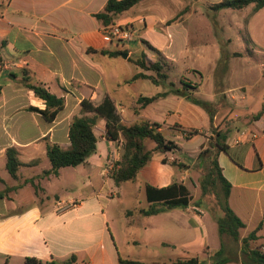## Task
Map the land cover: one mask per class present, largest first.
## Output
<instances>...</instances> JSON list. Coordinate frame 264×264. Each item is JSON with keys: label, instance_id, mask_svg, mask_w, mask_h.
Returning <instances> with one entry per match:
<instances>
[{"label": "crops", "instance_id": "crops-1", "mask_svg": "<svg viewBox=\"0 0 264 264\" xmlns=\"http://www.w3.org/2000/svg\"><path fill=\"white\" fill-rule=\"evenodd\" d=\"M107 1L0 0V195L4 194L0 199V264H24L27 258L65 264L72 257L74 260L70 264H119L120 257L139 260L145 264H183L181 261L187 259L169 255L167 249L176 248L179 242L184 241V228L194 230L197 224L205 227L208 212L216 224V217L223 215L215 216L209 208L208 199L200 195L196 199L192 198L186 209L176 208L153 216H143L140 211L148 209L152 204L147 199V185L163 188L178 182L189 188L185 171L172 163H163L158 156H154L135 180L116 185L105 165L117 142L107 140L106 127L105 135L101 134V137L95 132L98 139L97 151L86 163L72 167L77 168L79 171L76 172L80 175V180L74 187L76 196H61L48 191V183L55 177L61 178L64 168L59 170L58 176L44 175L45 171L51 169V163L46 158L47 146L59 144L68 148L70 124L75 116H80L77 114L70 117L68 112L62 116V111L68 108L69 103L78 102L80 105L84 99H88L99 105L109 97L120 114L119 104L129 100L136 104L140 97L138 86L141 80L132 83L128 81L135 74L144 71L123 55L110 57L101 54L102 50L122 49L111 41L101 23L93 16L103 11ZM45 3L53 7L54 14L49 19L40 9ZM138 6L139 4L131 10ZM63 8L68 11L61 13L59 10ZM117 21L120 24L145 22L140 26V37L148 42L157 23L154 16L141 19L125 17ZM20 42L24 47H18ZM141 43L144 44L142 40ZM132 52L136 53L134 50ZM109 59L118 61L125 68L132 64L136 69L131 76L121 80L116 66L110 65ZM107 65L111 67L108 72ZM23 70L28 72L26 77L32 83L41 82L51 92L65 98V108L55 121H41L35 113L25 111L30 106L44 109L45 104L35 97L33 91L26 88L25 92ZM18 72L22 73L21 77ZM231 74L233 75L232 69ZM4 75L8 77L4 78L3 83L1 81ZM237 78L239 81L227 89V102L240 106V113L232 117L238 121L242 117L243 122L237 123L235 120L234 129L227 131L228 150L216 151L215 155L223 175L232 185L229 204L246 225L241 232H251L263 221L258 235L259 240H264V235L261 234L264 231V68L255 80L242 76V71H239ZM108 81L115 84L111 90L105 86ZM163 88L157 94L168 91ZM212 93L211 99L215 102L216 93ZM194 95L197 97L195 93ZM170 99L177 103L174 102L175 104L165 109V117L180 114L183 102L187 100L169 94L141 109L139 114L135 112V119L157 122L162 125V130L163 126L174 124L184 127L179 121H160L157 117L163 110L154 106ZM151 109L155 111L149 113ZM261 111L262 116L258 120L253 119ZM66 120L67 131L62 124ZM213 121V126L221 130L222 127L218 129V116L215 115ZM250 132L256 133L257 137L243 138V133ZM120 141L123 143V139ZM100 142L103 143L101 149ZM10 147L18 150L23 163L18 179H13L6 167V151ZM39 150L44 151L45 163L43 159H37L36 152ZM179 150L184 152L180 147ZM32 181L41 185L38 193ZM127 184L132 185L128 188ZM142 188L145 203L123 211L114 204L115 196L119 204H124L127 198L137 200ZM62 203L65 205L61 206ZM203 206L207 207L208 212ZM195 207L202 212L195 211ZM187 215H192V218L188 220ZM120 218L124 219L123 223ZM157 224L160 230L151 232ZM137 229H143L144 234H133ZM205 238V247L202 248L205 253L198 258L211 264L207 252L219 250L221 240L219 236V244L211 246L207 235ZM143 245L166 249L164 257L152 260L136 258L133 250ZM230 264L242 262L233 261Z\"/></svg>", "mask_w": 264, "mask_h": 264}, {"label": "rangeland", "instance_id": "rangeland-1", "mask_svg": "<svg viewBox=\"0 0 264 264\" xmlns=\"http://www.w3.org/2000/svg\"><path fill=\"white\" fill-rule=\"evenodd\" d=\"M219 1L145 0L134 10L122 15L127 19H141L146 18V16H154L157 23L154 28L155 32L153 31L152 36L149 37V43L163 51V57L167 59L165 60L164 71L170 76L168 82L175 83L176 87L179 88L184 87L183 83H188L193 87L190 88L191 92L195 93L201 100L211 104L210 111L214 112V116H218V123L220 124L218 129L222 127L221 130L223 132H229V130L234 129L233 125L236 121L238 123L243 122V120L242 117H239L241 118L239 121L232 117L234 114L238 115L240 113V106L227 102L229 92L227 89L239 81L237 78L239 71H242V76L248 77L249 80H255L264 68V9L257 12L255 6L250 5L242 10L223 9L217 12L212 7ZM52 8V5L49 3H45L40 7L47 19L54 14ZM59 11L62 13L68 10L63 8ZM122 15L116 19H124ZM117 22L116 24L124 27L135 25L134 27L137 30V35L133 41L124 42V44L122 42L119 43L126 45L122 47V51H127L128 59L129 57H139L143 51H146L148 57L154 61L160 58L150 51L146 45L141 43L143 38L140 37L142 33L140 26L141 24L143 26V22H138V24L137 21L135 24H120ZM141 44L143 48L140 51L139 47ZM18 47L22 48L24 44L20 42L18 43ZM132 49L136 53H140H133ZM108 61L110 65L116 66V71L121 80L131 76L132 72L136 69L132 64H128V68H125L118 61L116 62L110 59ZM110 69L111 67L107 65L106 71L108 72ZM231 69L233 70V75L231 74ZM147 73L156 76L153 72ZM18 75L21 77L22 73L18 72ZM5 77L8 76L4 75L1 82H5ZM12 80L15 79L13 78ZM105 86L111 90L115 84L108 81ZM24 88L26 92L27 87L25 85ZM163 90L164 88L162 86H158L149 80H141L138 86L140 96H153ZM212 91L216 93L215 102L211 99ZM174 102L176 101H172V99L162 101L160 104H156L154 108H161L163 110L157 114L160 121H179L185 127L184 129L179 124L163 126V131L167 139L173 140L178 147L184 149V152L182 151L183 153H181L179 149L164 154L154 151V156H158L161 162L163 159H166L167 163H174L185 171V179L190 188V193L192 198L196 199L200 195L203 196L200 182L210 171L213 155L217 151L213 145L214 140H210L214 129L217 130V128L214 126L212 128L214 121L209 122V111L188 100L183 102L184 107L180 114L170 115L166 118L164 114L165 109L175 104ZM80 106L81 104L78 105V102L73 104L69 103L68 108L62 111V116L67 112L70 117L77 114L80 116L92 115L91 113H83ZM137 107L138 104H134L130 100L124 104H119V115L120 117L122 116L121 120L125 124L130 125L139 121V119H135L137 115L134 114ZM25 111H28V107L25 108ZM154 111L151 109L149 113ZM35 114L41 121L44 120L40 114ZM253 119H255V116ZM67 123L68 120L62 123L65 131H67ZM94 131L99 137H101V134L105 135V121L100 120L95 126ZM115 145V150L111 153L114 168H109L108 170V163L105 165L109 175H112L115 169L119 168V162L124 152V146L121 141L115 143ZM99 147L100 149L103 148V143L100 142ZM146 147L147 149L153 150L155 143L147 140ZM100 151L98 152L99 154L101 153ZM200 153L206 154L200 158ZM36 155L38 157L37 159H40V161L43 159V163L46 162L43 150L37 151ZM170 157H174L175 160H171ZM46 158L49 162L47 156ZM112 161L110 164H112ZM76 171L79 170L72 167L64 168L62 169L63 176L61 178L55 177L48 185L45 183L47 186L44 185L50 193H59L61 196L67 197L76 196V189L74 187L77 186L80 180V175ZM7 176L11 179L8 173ZM115 184L113 182V187H115ZM36 185L39 186V189L38 191L34 189L38 193L41 185L39 183ZM131 185L127 184V187L129 188ZM6 194H8V191ZM24 196L26 197L27 194L25 193ZM203 197L208 199L209 208L213 210L215 216L222 214L214 194L210 193ZM36 199L38 198L36 197ZM145 201V192L144 188H142L138 192L137 200L127 198L124 204H119L117 196H115L114 204L119 206L120 211H123L127 208H132L136 204L145 203ZM204 208L207 210L206 206H203ZM186 218L189 220L192 218V215H187ZM205 218L207 220L204 225L205 227H202V224H197L198 226L194 230L184 228V241L179 242L176 248L171 247L167 249V254L183 259L201 258L203 257V253H205L202 249L205 247V235H207L211 246H217L219 244L218 226L213 221V216L209 212ZM119 220L123 223L124 219L120 218ZM194 221L197 223L196 219ZM157 229L160 230L158 224L151 229V232ZM249 233L248 231H242L241 238L248 236ZM133 234H144V230H134ZM261 234L264 235V231ZM251 244L252 248L261 250L264 240L252 241ZM225 246L229 250V256L231 258L238 259L239 261L242 259L241 241H234L229 236H225ZM122 249L125 250L124 245H122ZM165 250L164 248L146 247L143 245L141 247H135L133 251L135 252L134 256L136 258L152 260L156 257L163 258Z\"/></svg>", "mask_w": 264, "mask_h": 264}, {"label": "trees", "instance_id": "trees-1", "mask_svg": "<svg viewBox=\"0 0 264 264\" xmlns=\"http://www.w3.org/2000/svg\"><path fill=\"white\" fill-rule=\"evenodd\" d=\"M143 1L145 0H108L103 11L93 16L101 23L102 27L105 28L112 24H116L117 17L130 11ZM250 5H254L255 10L259 12L264 9V0H220L218 3L214 4L212 9L217 12L223 9L242 10ZM142 42L160 58L154 61L143 51L139 57H129L128 60L142 71L153 72L156 76L139 72L135 74L128 83L137 80H150L158 86L167 88L168 91L151 97L140 96L137 101L138 107L135 109L136 114H139L141 109L152 104L157 99L173 94L205 108L209 111L212 122L214 119V112L210 111L211 104L196 97L194 93L190 91V88L193 87L188 83H183L184 87L177 88L175 83L168 82L170 76L164 71L166 64L165 60L167 59L163 57V53L151 43L143 39ZM119 45L121 47L126 46L117 43V46ZM126 53L127 51H122V49L101 51V54L110 57H118ZM23 74L24 85L29 90L33 91L35 97L42 100L45 104L44 109L30 106L28 107V111L40 114L47 122L55 121L58 114L65 108V98L57 96L41 82L32 83L29 77H26L28 74L26 70H23ZM81 111L83 113H91L92 115L74 117L69 129L70 146L68 148H63L59 144H49L47 146V156L51 163V169L45 171L44 175L58 176L61 168L77 167L86 163L97 151L98 139L94 129L100 120H105L106 122L107 140L118 142L123 139L124 152L119 162V168L115 169L111 175L117 185L135 180L139 172L153 160L154 151L164 154L179 149L178 145L173 140L167 139L162 130V125L157 122L141 119L130 125L125 124L121 120L116 105L109 97L99 105H95L92 101L84 99L81 102ZM262 113L263 111L255 115V119L258 120L262 116ZM212 128H214L213 125ZM210 138V140H214L213 145L217 151L228 150V146L226 145V140L228 138L227 131L223 132L222 130L214 129L213 135H211ZM147 140L155 143V148L153 150L147 149ZM204 154L206 153H200L199 157L201 158ZM6 158L8 173L13 179H18L20 168L23 166L19 158L18 150L15 147L8 148L6 151ZM162 162L167 163L166 159H163ZM32 184L36 191H38L39 186L36 185L34 181H32ZM200 184L203 196H207L210 193L214 194L217 204L223 213L222 216L216 217L221 247L214 253L207 252L211 264H230L233 261H239L229 256V250L225 247V236H229L234 241H241L242 259L240 261L242 264H264V252L260 249L252 248L251 244L252 241H258L260 239L258 232L263 227V221H261L258 227L251 231L248 236L241 238V229L245 228L246 225L229 204L232 185L223 175L215 154L211 162V169ZM3 197L4 194H1L0 199ZM147 199L152 204L148 209H142L140 211L143 216H153L176 208L186 209L190 205L192 196L186 185L174 182L163 188H155L151 185H147ZM73 260L74 258L72 257L71 261L65 264H70ZM181 262L183 264H207L206 260H200L199 258H191ZM24 264H56V262H44L36 258H27ZM119 264L145 263L139 260L120 257Z\"/></svg>", "mask_w": 264, "mask_h": 264}, {"label": "built area", "instance_id": "built-area-1", "mask_svg": "<svg viewBox=\"0 0 264 264\" xmlns=\"http://www.w3.org/2000/svg\"><path fill=\"white\" fill-rule=\"evenodd\" d=\"M143 22V21H142ZM144 24V22H143ZM104 32L107 34V36L111 39L112 42H116V43H120L122 42L124 44V42H131L135 39V36L137 35V30L135 29V27L133 25L129 26V27H124L122 25H118V24H112L108 27L103 28ZM243 138H248L251 137L252 139H255L257 137V135L255 133H243ZM171 160H175L174 157H170ZM111 158L108 162V167L107 169L109 170V168H114V162L112 161V164H110L111 162ZM65 203H62L61 206H64ZM195 211L197 212H202L198 207L194 208ZM261 251L264 252V244L262 245Z\"/></svg>", "mask_w": 264, "mask_h": 264}, {"label": "water", "instance_id": "water-1", "mask_svg": "<svg viewBox=\"0 0 264 264\" xmlns=\"http://www.w3.org/2000/svg\"><path fill=\"white\" fill-rule=\"evenodd\" d=\"M124 57H128V55L127 54H125V55H123ZM56 264H62V263H59V262H56Z\"/></svg>", "mask_w": 264, "mask_h": 264}]
</instances>
